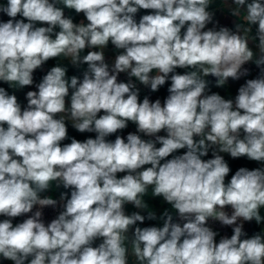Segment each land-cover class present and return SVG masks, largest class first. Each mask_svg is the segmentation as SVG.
<instances>
[{
  "label": "clouds",
  "instance_id": "9594fccd",
  "mask_svg": "<svg viewBox=\"0 0 264 264\" xmlns=\"http://www.w3.org/2000/svg\"><path fill=\"white\" fill-rule=\"evenodd\" d=\"M213 2L0 4V12L10 17L0 22V81L12 88L30 86L34 71L53 58L88 66L82 80H69L65 67H52L38 91L27 92L23 110L16 95L0 87V216L7 217L0 221V258L14 264H129V256L134 264H264V235L245 238L237 223L264 222V169L241 167L226 183L231 169L219 154L264 162V68L239 88L235 101L206 94L205 79L216 77L220 87L246 75L245 63L264 65V0H231V15L243 21L235 32L227 27L205 30L213 20L208 10ZM64 8L83 13L88 23H74ZM141 9L152 11L137 22ZM255 39L258 54L249 46ZM109 42L122 50L111 70L104 55ZM86 48L100 50L82 56ZM178 68L190 70L179 74ZM120 73L153 92L170 79L169 95L163 104L148 97L141 102L131 80L118 82ZM66 120L96 137L62 145L68 139ZM129 121L155 140L134 133L126 141L119 135L114 142L106 140ZM161 131L167 135H157ZM210 148L216 149L213 158L202 159ZM180 149L187 151L166 159ZM118 173L127 174L118 178ZM53 183L71 190L70 198L61 194L63 211L47 225L39 210L14 225L13 218L36 206L57 205L51 196L41 195ZM149 189L184 222H173L165 210L162 227L137 226L130 240L129 231L145 217L126 214L124 206L146 209ZM148 219H156L155 214L149 212ZM210 219L235 225L231 237L217 243ZM97 239L102 242L93 246Z\"/></svg>",
  "mask_w": 264,
  "mask_h": 264
},
{
  "label": "crops",
  "instance_id": "0c3cea01",
  "mask_svg": "<svg viewBox=\"0 0 264 264\" xmlns=\"http://www.w3.org/2000/svg\"><path fill=\"white\" fill-rule=\"evenodd\" d=\"M231 5V0H214V2L210 5L209 7V11L213 13V20L206 26L205 30L208 29H216L219 30L220 27H227L230 30H235L236 29V24L238 23H243V21L240 18H235L231 15V10H230V6ZM59 7H63V5H58ZM232 7H234V5H231ZM152 10H144L141 9L137 12L135 19L137 22H139V19L146 14H150ZM64 14L66 17H69L73 20L74 23L79 24L81 21H83L85 24H87V20L84 17L83 13H76L74 10H70L67 8H64ZM16 19H23L22 17L20 18H16ZM25 22H27V20H25ZM36 26H44L47 27L46 24H41L39 22H37ZM252 36H255L256 33V28L258 27V25H254L252 26ZM185 29H182V32L185 31ZM55 31H59V28H56ZM258 39L255 40H250L249 41V46L253 49L254 52H257L258 54V49H257V45H258ZM100 49L95 48V49H85L81 55H86L88 51H99ZM122 50H118L115 48L114 45L111 44V42H109L108 46L104 49V55H105V59H107L111 54L117 56ZM254 62V61H253ZM255 64V62H254ZM256 65V64H255ZM55 66H62L65 67L67 69V78H70L72 76H76L79 79H83V73L87 70V65L86 64H80L78 66L71 64L70 60L67 58H53V59H49L47 62H45L40 68L36 69L33 73V84L30 86H24L23 88H12L9 86V84H7L6 82L0 81V87H3L10 95H16L18 102L21 105L22 110L24 108L27 107V99H26V94L28 91H38L37 85L42 81L43 77L47 74L48 71H50V69L52 67ZM261 68H264V65L260 66ZM190 69H181L178 68L176 69V72L179 74H184L185 72L189 71ZM153 75L155 74V70L152 73ZM257 78L256 76L251 77L249 79H255ZM208 81V88L206 89V94L210 95L213 93L219 94L221 95L224 99L226 100H233L235 101V97L238 95V90L241 86H243L247 80L245 81H241V80H233L231 78H229V80L227 81V83L224 86H220L218 87L216 85V77L209 75L208 77L205 78ZM171 84L170 79L168 80ZM139 89V99L142 102V100L145 97H148L150 99V101L155 102V100L159 99L161 101V103L163 104L164 100L167 98V96L169 95L166 94L164 99L162 98H158L155 97L154 93L150 92L149 90V86H142ZM71 89L69 90V97L66 98V104L68 106H70V95H71ZM103 112H101L98 115H102ZM66 127L68 130V139H66L65 141H62V145L63 144H67L70 143L71 140L77 139L78 141H85L88 138H95L96 137V133L94 132H84L81 133L79 131H77L73 125L72 122L70 120H66ZM129 133H134V134H138L141 136L142 139L144 140H155V137H149L144 135L143 133H139L137 131V126L132 123V122H128V125L125 129L123 130H118L117 133L112 134L108 137H106V140L108 141H113L115 140L116 136L119 135L122 138L125 139L127 138V135ZM165 134H167L165 131H163L160 135L161 136H165ZM198 138V137H197ZM241 138H243V133H241ZM157 147H160L161 145L159 143H157L156 145ZM216 150L215 148H210L208 155L202 157V159L207 160V159H211L213 158V151ZM187 151V149H180L177 150L175 153L172 154V156H169L166 159H171L173 156L175 155H183L185 152ZM220 155H222L225 159V161L228 163H230L231 161V156L228 153H219ZM165 161H161V163H163ZM255 163L259 164V168L264 169V162H258V161H254ZM145 167H150V165H146ZM127 173H118L117 177L121 178L124 175H126ZM231 179V175L228 174V176L226 177V183L229 182ZM70 189H65L62 185H60L59 187L56 186L55 183H53L51 189H49L48 191H46L45 193H43L44 196H51L53 199L57 200L60 204L62 203L60 201V197L62 193H67L68 197L70 198ZM144 201L145 203L148 205V207L146 209H138L136 208L133 204L129 203L126 204L124 206V210L125 213L128 215H131L133 213H139L141 215H143L145 217L143 223L137 222V224L135 226H133V228L129 231L128 236L129 239L131 240L133 237V232H134V228L135 227H151V226H156V227H162L164 220L161 219L163 213L165 212V210L169 211V213L173 216V222L175 223H181V225L183 224L184 221L180 220L178 214L176 213V211L174 209H167L166 207H164L165 204V200L162 199L160 200V205H156L155 204V197L151 195V189H149V193L148 195H146L144 197ZM63 211V208H62ZM149 212H153L156 216V219H148V214ZM261 215L264 216V209H261ZM7 217L4 216H0V221L6 219ZM13 224H17V223H21V216L20 217H16L13 218L12 220ZM208 226L210 228H212L213 231H215L217 233L216 236V242L218 243L219 240L223 236L218 230H216L215 228H213L209 223ZM246 233V237L245 238H250L251 236L255 235L256 233H261L262 235H264V222H261L260 224H257V222L255 220L252 221H248L246 228L243 230ZM228 238H230L231 236H226ZM102 240L101 239H97L94 242L93 246H98L99 243H101ZM0 264H14V262L10 261V260H5L3 258H0ZM129 264H134V257L129 256Z\"/></svg>",
  "mask_w": 264,
  "mask_h": 264
},
{
  "label": "built area",
  "instance_id": "2783aa9c",
  "mask_svg": "<svg viewBox=\"0 0 264 264\" xmlns=\"http://www.w3.org/2000/svg\"><path fill=\"white\" fill-rule=\"evenodd\" d=\"M233 32L236 31L232 30ZM114 63H110L109 64V69L111 70L112 66ZM246 69L247 70V74L246 75H242L239 80L241 81H245L251 77L256 76L257 78L261 75V67H258L257 65L254 64L253 61L247 62L242 66V71ZM131 80L132 83H134L136 85V88H140L143 86V84H141L138 80H136L134 77L130 78L128 76L127 73H120L118 75V82H129ZM41 211L42 212V217L41 219L43 220V222L45 223V225H47L48 223H50L53 219H55L59 213L62 211V207L61 204L58 202L57 205L55 207L53 206H45L43 208H39V206H36L33 208L32 212L25 214L23 216H21V221L23 222V220L27 219L29 216H31L35 211ZM225 211L231 215L232 209L230 206H226ZM208 223L215 228L216 230H218L223 236H231L233 234V228L235 227V225L232 226H228V225H223L222 223H220L219 221H214V220H209ZM238 224L242 223L243 225V230L246 228L248 221H238Z\"/></svg>",
  "mask_w": 264,
  "mask_h": 264
},
{
  "label": "trees",
  "instance_id": "16d2710c",
  "mask_svg": "<svg viewBox=\"0 0 264 264\" xmlns=\"http://www.w3.org/2000/svg\"><path fill=\"white\" fill-rule=\"evenodd\" d=\"M6 3H7V0H0V4L6 5ZM17 18H20V16H17ZM9 19L10 17H8L5 13L0 12V22H7ZM115 57H116L115 55L110 53L109 57L105 59V62L108 65L110 63H114ZM169 87H170V82L166 81V83L163 86H161L157 91L155 92L151 91L150 86H149V90L150 92L154 93L155 97H158V98L160 97L164 99L165 95L169 93L168 92ZM162 132L163 131H161L157 135H160ZM166 135L167 134H165V136ZM196 139H199V138H196ZM229 167L231 169L229 174L232 176L241 167L247 168L249 170H254V169L259 168L260 166L259 164L255 163L253 160H249L247 157H240V158L231 157ZM41 195L44 196L43 193ZM162 199L163 197H155V204L160 205V200ZM164 207H166L167 209H172L171 205H169L167 202H165Z\"/></svg>",
  "mask_w": 264,
  "mask_h": 264
}]
</instances>
